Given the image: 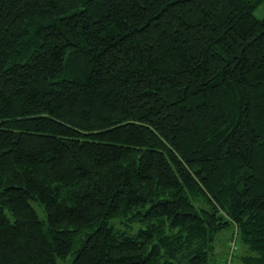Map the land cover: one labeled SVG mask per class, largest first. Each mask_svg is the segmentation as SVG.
Wrapping results in <instances>:
<instances>
[{"label":"trees","instance_id":"obj_1","mask_svg":"<svg viewBox=\"0 0 264 264\" xmlns=\"http://www.w3.org/2000/svg\"><path fill=\"white\" fill-rule=\"evenodd\" d=\"M262 1L0 0V264H264Z\"/></svg>","mask_w":264,"mask_h":264},{"label":"rangeland","instance_id":"obj_2","mask_svg":"<svg viewBox=\"0 0 264 264\" xmlns=\"http://www.w3.org/2000/svg\"><path fill=\"white\" fill-rule=\"evenodd\" d=\"M254 13L257 17L259 18H263L264 17V1H262L254 10ZM37 210L40 214V216H45V213L43 211V207L40 204H36ZM234 229L233 227L227 228L223 231L220 232V234L217 237L216 240V245L217 247L220 249V251L224 254L227 253V258H228V254L231 253V247L227 245V240L229 237H231V235L233 234ZM241 264V263H239Z\"/></svg>","mask_w":264,"mask_h":264},{"label":"built area","instance_id":"obj_3","mask_svg":"<svg viewBox=\"0 0 264 264\" xmlns=\"http://www.w3.org/2000/svg\"><path fill=\"white\" fill-rule=\"evenodd\" d=\"M231 247V253L228 254L227 264H234V252L238 249L239 245L236 241V236L229 242Z\"/></svg>","mask_w":264,"mask_h":264}]
</instances>
